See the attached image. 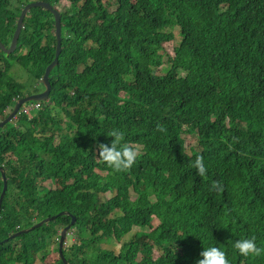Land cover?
Wrapping results in <instances>:
<instances>
[{
  "label": "trees",
  "instance_id": "trees-1",
  "mask_svg": "<svg viewBox=\"0 0 264 264\" xmlns=\"http://www.w3.org/2000/svg\"><path fill=\"white\" fill-rule=\"evenodd\" d=\"M37 1L56 7L61 0H0L5 45ZM68 1L76 11L61 20L50 102L0 128L8 181L0 264H47L60 236L49 251L46 234L72 215L76 240L62 248L66 263L60 255L56 264H196L211 246L230 264H264V254L245 257L234 247L253 236L264 247V0H113V13L103 0ZM54 23L51 11L33 8L16 51L0 48V116L14 99L40 91L14 79L13 62L39 81L55 56ZM175 28L182 42L166 73L156 74ZM113 129L142 150L130 170L96 158ZM196 131L191 156L184 135ZM198 155L203 177L192 166ZM49 181L54 189L42 184ZM4 186L0 172V198ZM107 192L114 196L102 200ZM133 226L141 229L123 240ZM121 240L119 255L103 247ZM155 248L162 253L156 259Z\"/></svg>",
  "mask_w": 264,
  "mask_h": 264
},
{
  "label": "clouds",
  "instance_id": "clouds-1",
  "mask_svg": "<svg viewBox=\"0 0 264 264\" xmlns=\"http://www.w3.org/2000/svg\"><path fill=\"white\" fill-rule=\"evenodd\" d=\"M53 9L59 13L60 18L62 20V17L64 15V13L61 14L57 10V8L55 9L53 7ZM54 21H55V18H54ZM61 32H62L61 33V51H62V38H63V28L62 27H61ZM52 35L55 37L56 49H57V35H56L55 23H54V30L52 32ZM61 51H60V54H61ZM55 53H56V51H55ZM59 58H60V55H59ZM42 78L40 79L41 81L39 80L40 82H42ZM50 81H51V77H50ZM40 82H38L39 85H41ZM51 85H52V83H51ZM41 92L42 91H39V92H34L33 91L31 94L26 95L25 97L30 96V95H34V94H38V93H41ZM25 97H23V98H25ZM20 99H22V98H20ZM18 100L19 99H17V100L14 99V102H13L14 106H15V103ZM49 100H50V95H49L48 101H45V102H40V101L35 102L34 101L35 104L34 105H30V106H27V104L29 102L23 104L21 109H20V112L13 119V121H15L21 115L32 117L34 113H37L38 111L41 110L43 104L49 103ZM38 103L40 104V108L39 109L34 108V106L36 104H38ZM14 106L8 107V109L5 111V115L0 116V123L9 117V115L11 114V111H12ZM27 108L29 109V111L26 113V112H24V110L27 109ZM156 130L160 131V132H166L167 131L162 125H159V124L157 125ZM107 135L109 137H113L114 139L111 140V144L110 145L107 144V143H99L97 145L98 156L96 158H98L99 160L105 162L109 167L113 168L117 172L130 170L132 168V166L136 163L138 157L140 155H142L141 148L138 145H136V144H133V143H130V142H123L124 141V133L122 131L118 130V129H113ZM192 166L197 170V174L199 176L203 177V176L206 175L207 169L205 167L204 158H203L202 155L196 156ZM212 187H213V189H217V190H221V191L223 190V186L219 182H213ZM44 219H46V218H43L42 220H44ZM42 220H40V221H42ZM39 222H37V223H39ZM47 222H49V221H45L44 224L47 223ZM37 223H35V224H37ZM35 224H33V225H35ZM70 227H69V229H70ZM69 229H67V231L65 232L64 238H66L67 234H69L68 233ZM21 230H23V229H21ZM17 232H19V231H17ZM12 235H11V237H12ZM60 237H59V240H60ZM65 246H66V242H64L63 248ZM234 247H235V249H237L239 251V253L242 256H245V257H248V256H256V257H258V256H261L262 254H264V247H259L257 245L256 238L254 236L251 237V238H241V239L236 240L235 244H234ZM174 254H175V250H174ZM200 256L202 257V259H198L196 264H230V261H229L227 253L225 251L221 250V248L216 247V246H211V247L205 248L200 253ZM64 262H65V260H64Z\"/></svg>",
  "mask_w": 264,
  "mask_h": 264
},
{
  "label": "rangeland",
  "instance_id": "rangeland-1",
  "mask_svg": "<svg viewBox=\"0 0 264 264\" xmlns=\"http://www.w3.org/2000/svg\"><path fill=\"white\" fill-rule=\"evenodd\" d=\"M29 1H34V0H29ZM104 5L110 10V13H113L116 10V4L113 0H103ZM33 8H38V7H33ZM31 8V9H33ZM55 9L57 8V10L63 14V13H74L76 11L75 7L72 6V4L68 1V0H61L60 3L58 5H56V7H54ZM170 30V29H169ZM174 32H176V39L175 41H171L168 43H165L164 46V64L158 68H155V72L156 74H165L166 73V68L168 67L167 65L169 64L170 61H172V57L175 56V51L174 49L182 42V37L181 34L179 33L178 29H174ZM13 40H11V44H12ZM10 44V45H11ZM27 51V50H25ZM12 76L14 77V79L17 81L24 87V89L27 88V86L34 88V90L39 89L40 91H43V87L41 85L38 84V82L40 81H35V80H30L29 81V74L26 71V68L24 66H22L21 64H19L18 62L14 61L13 62V68H12V72H11ZM35 79V78H33ZM41 83V82H40ZM17 100V99H15ZM50 102V100H49ZM35 102H29L27 104V106L30 105H34ZM12 106H14V103L12 104ZM55 114L58 115V112L55 111ZM63 114V113H62ZM61 114V115H62ZM185 144H186V148L187 151L189 152V154L192 156L194 154L193 152V147L198 148V143L197 140L199 138V135L197 134V131L195 133H190V134H185ZM46 159H49L48 156H46ZM99 172V171H98ZM100 173V172H99ZM104 175V173H101ZM71 181H67V184H70ZM44 186H46L47 188H55L56 185H54L51 181L46 182V183H42ZM132 195V200H137V195H135L134 193L131 194ZM100 198L102 200H108L109 198H111L112 196H114V194L112 193H104V194H100ZM65 211V210H63ZM61 214V212H60ZM159 224V220H156L155 222H153L154 226H157ZM63 228V227H62ZM136 230H140V227H135ZM74 229H69L68 233L72 234V237L70 238L68 234V236L66 238H64V242H66V244L70 241L75 240L76 236L74 234ZM61 236H62V232H61ZM128 236H126L125 238H127ZM61 238V237H60ZM57 240V238H56ZM58 243L60 244V240L58 239ZM49 244H51V239H49ZM104 248L107 249H113L116 251L117 254H119V252L122 249V243L121 242H117L114 241L112 243H104L103 244ZM60 249V248H59ZM154 258H158L160 255L162 256V253L155 248L154 252H153ZM60 256V250L58 251V253L56 252V250L54 249V251H52V254L49 256V259L47 260V264H56V260L58 259V257ZM61 257V256H60ZM142 256H139V259ZM64 263V261H63Z\"/></svg>",
  "mask_w": 264,
  "mask_h": 264
},
{
  "label": "water",
  "instance_id": "water-1",
  "mask_svg": "<svg viewBox=\"0 0 264 264\" xmlns=\"http://www.w3.org/2000/svg\"><path fill=\"white\" fill-rule=\"evenodd\" d=\"M43 7L45 9H47L48 11H51V13L54 14V18H55V27H56V35H57V49H56V53H55V57L53 59V61L48 64V66L46 67V71L44 73V76L42 78V82L41 85L43 86V91L41 93L38 94H34V95H30L27 96L25 98L19 99L16 103L15 106L13 107L11 114L9 115V117L7 119H5L4 121H2L0 123V128H3L6 124H9L10 122L13 121V119L18 115V113L20 112V109L22 107L23 104L28 103V102H45L48 101L49 95L51 93L52 90V85H51V81H50V73L53 70V68L55 67V65L58 63L59 61V55H60V51H61V27H62V21L60 18V15L57 11H55L53 9V6H51L49 3L44 2V1H37L36 3H31L29 5H27L25 7V9L23 10L22 14L19 17V22H18V27L17 30L15 32L14 38H13V42L12 44L8 47L6 46L3 41L0 39V48L7 52V54H11L13 52L16 51L17 45H18V40H19V36H20V32L23 29V21L26 17V15L28 14V12L31 10V8L33 7ZM0 172L3 175L4 181H5V186H4V190L3 193L1 195L0 198V211H1V207H2V203H3V199L5 197V192L7 190V186H8V181H7V177H6V172L4 171L3 168H0ZM65 211L61 212V214H64ZM68 213V212H67ZM55 218V216H51L49 218H46L42 221H40L39 223L31 226L30 228H26L23 229L19 232H16L12 235V237L20 235L21 233H26L29 230H32L36 227L41 226L42 224H44L45 221H48V219H53ZM74 222V216H71V222L69 225L65 226L62 230V236L60 238V244H59V248H60V255L62 253V248L64 246V236H65V232L67 231V229H69L70 225ZM61 258L64 261V258L61 255Z\"/></svg>",
  "mask_w": 264,
  "mask_h": 264
},
{
  "label": "crops",
  "instance_id": "crops-1",
  "mask_svg": "<svg viewBox=\"0 0 264 264\" xmlns=\"http://www.w3.org/2000/svg\"><path fill=\"white\" fill-rule=\"evenodd\" d=\"M27 72H28V70H26ZM31 80V78H30V76H29V81ZM32 80H35V79H33L32 78ZM18 82V81H17ZM31 89V87H29V86H27V88H26V90H30ZM29 95V94H28ZM73 216V215H72ZM70 222H71V220H70ZM70 222L67 224V225H69L70 224ZM74 222H75V218H74ZM74 222L70 225V226H72L73 224H74ZM63 224H57L53 229H51L50 228V230H49V233L48 234H46V237H45V239H46V242H47V244H46V249L47 250H51V247H53L54 246V244L56 243V238H57V236H61L60 235V233L62 232V230H63V228L65 227V226H67V225H65V226H62ZM31 227V226H30ZM29 227V228H30ZM63 227V228H62ZM135 227H137V226H133L132 228H131V230L130 231H128L127 233H126V235L123 237V240H127V239H129L134 233H136L137 232V230L135 229ZM74 233H76V232H74ZM82 238H87L88 236H90V232H89V230H86V232H84L83 234H82ZM126 236H128L127 238H125ZM49 239H51V244H49ZM76 240V239H75ZM75 240H73V241H75ZM123 240H121L120 242H122ZM107 243H110V242H107ZM111 250V249H110ZM120 254V253H119ZM118 254V255H119Z\"/></svg>",
  "mask_w": 264,
  "mask_h": 264
},
{
  "label": "built area",
  "instance_id": "built-area-1",
  "mask_svg": "<svg viewBox=\"0 0 264 264\" xmlns=\"http://www.w3.org/2000/svg\"><path fill=\"white\" fill-rule=\"evenodd\" d=\"M32 108H33V107H32ZM34 108L39 109V108H40V104H39V103L36 104V105L34 106ZM28 111H29L28 108L24 110V112H26V113H27Z\"/></svg>",
  "mask_w": 264,
  "mask_h": 264
}]
</instances>
